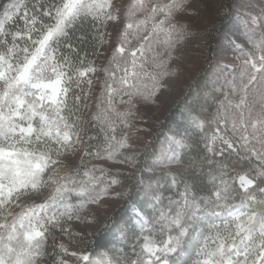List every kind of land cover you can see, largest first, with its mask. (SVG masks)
I'll return each instance as SVG.
<instances>
[{"label":"snow or ice","instance_id":"obj_1","mask_svg":"<svg viewBox=\"0 0 264 264\" xmlns=\"http://www.w3.org/2000/svg\"><path fill=\"white\" fill-rule=\"evenodd\" d=\"M186 6L187 0H132L128 5L109 66L103 69L101 103L107 107L93 117L103 134V143L97 146L82 141L77 114L87 108L81 101L91 91L89 73L97 69L93 62L85 68L76 66L60 52V45L65 42L68 49L73 48L66 41L78 22L91 19L106 25L120 19L119 9L113 10L112 0H34L30 10L25 0H13L5 9L0 18V264H40L53 230L69 234L65 225L81 220L89 205L127 194L115 191L123 183L119 171L111 173L103 165L89 167L88 163L95 159L135 168V156L124 151L132 148L130 134L121 132L118 138L117 122L131 129L134 100L155 102L164 90V78L171 75V50L185 36V27L172 21ZM20 16L24 28L10 31L6 25ZM257 20L253 17L252 23ZM134 40L139 41L135 48L131 47ZM249 40L251 51L235 45L240 48L241 63L229 81L230 97L217 110L214 130L205 132L203 121H192L205 152L213 157L199 159L215 165V171L210 167L205 173L196 157L188 167L196 177L207 175L210 194L198 195L179 173L167 171L168 187L178 190L179 199L169 196L166 206L153 205L151 217L133 208L143 242L139 250L133 245L131 256L124 253L125 264H264V33L259 39L249 35ZM160 44L168 59L155 50ZM84 83L87 91L81 88ZM73 86L83 97L72 93ZM117 101L129 107L119 111ZM175 143L181 151L159 160L158 167L182 164V150L195 147ZM81 144L83 148L78 149ZM76 151H82L79 166L59 175L61 158ZM233 155L255 158V175L244 171L229 178L234 169L228 161ZM49 169L52 174L46 175ZM138 183L145 196L160 203L161 195L151 181L138 178ZM49 185L54 186L51 194L40 202L20 204L22 197L40 196ZM13 207L20 211L13 212ZM225 212L230 222L207 225V232L199 228L207 215ZM53 247L59 248V254L52 253L53 264H69L65 255L88 260V255L69 252L62 243Z\"/></svg>","mask_w":264,"mask_h":264},{"label":"trees","instance_id":"obj_2","mask_svg":"<svg viewBox=\"0 0 264 264\" xmlns=\"http://www.w3.org/2000/svg\"><path fill=\"white\" fill-rule=\"evenodd\" d=\"M13 0H0V18L5 9ZM34 0H25L28 5V10L31 9V5ZM236 0H224L222 7L218 15L216 23L208 29L205 39V62L203 68L200 69L196 77L191 81L187 87L185 94L170 108L166 115L158 123L155 133L151 136L146 146L136 156V166L131 173L126 174L123 177L128 180L124 192L127 194L123 196L122 203L117 206L115 210L111 212L107 219L101 224L96 232L88 236H76L73 237L76 241V248L82 245L81 253L88 255V260L77 259L73 264H125V255H132V247L136 246L139 250V244L143 242L139 229L135 226L134 220L136 215L133 208L139 209L141 212L151 217L153 215V205L155 207H163L168 204V197L173 199H179L178 190H174L168 187L167 177L165 173L167 171H174L180 174L182 181H187L193 184V190L198 195L210 194L212 184L208 182L207 175L196 177L193 175L192 170L188 167L190 160L193 157L197 158V163L202 164L204 172L207 173L211 167L215 171V165H208L206 160L199 159L200 157H206L212 159L203 148L202 142L199 141L200 133L193 126V118H198L205 124V132H211L215 128L214 118L217 110L222 104L226 102V93L217 82L216 71L223 69V63L215 58L219 44L223 40L229 41L231 31L230 24L235 19V4ZM6 27L10 31H16L17 29H23V18H14V21H10ZM109 23L106 25L93 22L91 19H85L78 22L73 29L70 30L67 38V43H70L73 48L70 50L65 46V42L60 45V52L71 57L76 66L85 68L89 66V62H93L92 66L97 69L95 74L89 73L88 78H91L93 83L91 86H98L100 93L103 92V82L106 77V73L103 71L109 66L108 57L107 61L102 59L101 50L105 46L108 39ZM81 36L88 37L87 39H80ZM35 38V34H33ZM10 39V38H9ZM101 40L103 43H101ZM19 42V41H18ZM114 49H112L113 52ZM79 61H83L80 64ZM87 79V78H85ZM85 91L88 90L86 83L81 85ZM72 93L81 95L80 89L73 86ZM81 103H86L87 108H81L77 113L81 117V122L78 128L84 127L85 138L84 143L91 144L93 146L101 145L103 143V134L100 132V125L93 117L99 112L94 109L89 116L87 111L90 103V93L86 101L82 99ZM75 119V116L72 117ZM86 120V121H85ZM119 127V126H118ZM119 129V128H118ZM117 133H119L117 131ZM88 137L93 139L89 140ZM170 139L175 141H183L187 144H194L195 147L192 151L182 150L183 163L180 165H172L171 169L161 168L157 166L159 160H167V158L161 159L159 157L161 147L166 141ZM176 151H181L178 147ZM244 155L243 153L241 154ZM81 158V157H80ZM219 159V158H216ZM89 158H85L88 163ZM80 162V161H79ZM94 164V159L90 160L88 166ZM258 165V161L255 158L241 159L233 155L228 161V167L234 169L230 171L229 178L236 175V173L250 171L252 175H255V166ZM71 168L68 172H70ZM51 169H49L46 175H49ZM120 175V176H121ZM120 176L118 178H120ZM138 178H143L145 183L151 181L153 188L157 193L161 195L159 204L149 196H145L144 188L138 183ZM260 183V182H258ZM264 186V185H262ZM183 183L180 185L182 190ZM236 205L240 206V200L237 198ZM259 207V206H257ZM231 216L225 212L219 216L207 215L205 217V223L199 226L207 232V225L218 224L223 225L230 222ZM70 228L69 222L65 225ZM147 234V233H145ZM66 234L59 229L53 230L52 235L48 237V241L45 247L47 255L44 259L46 263L51 264L53 261V252L59 254V248L53 247V244L60 245L61 238ZM186 259V258H181ZM41 260V261H42Z\"/></svg>","mask_w":264,"mask_h":264},{"label":"rangeland","instance_id":"obj_3","mask_svg":"<svg viewBox=\"0 0 264 264\" xmlns=\"http://www.w3.org/2000/svg\"><path fill=\"white\" fill-rule=\"evenodd\" d=\"M224 0H187V6L184 11L178 13L172 23H176L178 26L183 25L185 27V36L175 44L172 53V60L168 65V70L171 75L164 78L165 88L155 98V102L145 101L142 99H135V107L132 109L134 115L129 118L131 123V129H126L123 125L118 123L117 136L119 138L121 132L130 134L131 149H126L125 154L136 156L146 146L151 136L155 133L156 127L160 120L166 115L170 108L185 94L187 87L191 81L202 69L205 62V39L206 33L213 23H216L219 12ZM114 9H119L118 15L120 19L118 21H109L108 39L105 46L101 50L102 59L107 61L108 57L112 54V49L116 47L118 36L121 33L125 24V13L127 7L131 4L132 0H112ZM167 2V0H163ZM235 19L229 25L231 31L229 32L230 40H223L219 44L215 58L223 63L224 68L216 71L217 82L226 93V97H230L231 92L229 88V81L231 77L239 70L241 63L240 48L235 45H240L244 51L252 50V43L249 40V35L254 39H259L260 35L264 33V0H236L235 2ZM253 17L258 18L257 23H252ZM160 39H163L161 35ZM139 41H133L131 47L135 48ZM156 51L164 53L163 59H168L165 46L160 44L156 46ZM149 59L151 55L149 54ZM149 70H152L151 64L146 66ZM119 74V73H118ZM150 83V81H145ZM101 94L98 86L94 84L90 91V103L87 111V115L91 114L94 109L100 111V109L107 107L105 103H101ZM125 100L128 97H124ZM226 103V102H225ZM99 106V107H98ZM129 106L126 104H120L117 101V109L119 111H125ZM86 121V120H85ZM81 139L84 141L85 132L84 127H80ZM78 149L83 148V144L77 145ZM177 145L173 140L168 139L165 144L162 145L159 157L161 159L168 158L171 153L176 152ZM82 151H76L74 153H68L61 158L63 164L59 166L58 173L62 175L68 172L71 168H76L80 164V157ZM103 165L109 168L111 173L119 171L126 174L131 173L134 168L128 165L112 164L111 162L99 161L94 159L92 165ZM91 165V166H92ZM90 166V167H91ZM52 172L49 173L51 175ZM123 175L120 176V180L123 183L116 187L115 191L124 193L127 179H124ZM53 185H49L47 189L40 196H25L20 200V204H29L33 201L40 202L45 196L51 194ZM123 196L119 198L109 197L102 201L99 205H89L87 211L82 214L81 220L69 221L70 233L61 238L64 245L68 248L69 252H76L79 255L81 253L82 245L76 248V241L73 237L76 236H88L93 235L96 230L101 226L105 219L111 214L113 210L119 206L123 201ZM75 199V198H74ZM13 212H19V207H13ZM69 264H73L78 257L71 255H65ZM46 263V260L40 261V264ZM53 264V261L52 263Z\"/></svg>","mask_w":264,"mask_h":264}]
</instances>
